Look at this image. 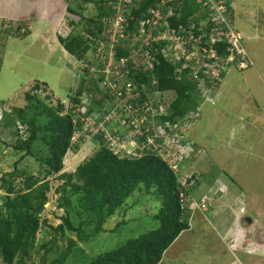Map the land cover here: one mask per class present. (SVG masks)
Here are the masks:
<instances>
[{"label":"rangeland","instance_id":"1","mask_svg":"<svg viewBox=\"0 0 264 264\" xmlns=\"http://www.w3.org/2000/svg\"><path fill=\"white\" fill-rule=\"evenodd\" d=\"M231 5L233 25L245 37L242 48L249 63L230 69L218 90L207 91L205 86L202 87L197 116L183 139V142L190 141L192 147L179 146L182 156L185 154L182 157L185 162L181 170L175 169L182 183L194 174L198 181L192 194V204L188 206L191 210L190 228L177 237L159 264H264V0H231ZM79 7L80 16H85V19L95 14L92 6ZM63 12L64 9L57 15L49 14L45 19L38 20L36 27L43 33L41 36L32 34L29 22L24 25L25 28L29 25L31 34L21 39L16 37L18 28L16 30L15 26L20 24L17 21L12 24L5 22L1 30L0 184L2 175L14 169L27 171L40 178L44 175L38 163L44 156L40 142L31 146L34 157L27 156L25 152L17 154L7 145L25 137L31 115L26 114L21 118L17 111L26 109L28 101L25 94L36 82L46 84L48 98H45V94H39L45 103L53 107L57 101L68 104L67 98L74 85L70 69L76 63L66 56L51 29L55 27L58 14ZM247 64L254 66L240 73L239 70L247 68ZM172 95L174 93L168 92V96ZM147 96L149 105L158 104L159 94L150 93ZM104 104L106 108L113 106L106 100ZM38 120L42 124V119ZM154 139H162L164 145L176 147L179 136L166 134L162 137L158 136L157 131ZM84 141H77L78 149L66 154L62 173H73L77 166L98 150L99 145L88 137ZM134 143L132 140L128 145L111 142L109 147L115 148L118 154L131 155L135 150ZM172 152L163 158L167 160L166 156L171 157ZM181 153L178 151L175 159ZM20 158L21 162L15 166ZM48 180V202L42 218L54 228L64 216L63 210L56 208L59 195L55 194V189L62 181L58 180V175ZM22 181L23 178H17L16 184ZM2 195L0 190V199ZM144 197L141 193L133 194V207L130 208L126 202L124 206L130 209L124 213L120 210L108 218L103 224L105 233L89 242H77L64 264H87L98 254L111 251L126 240L155 229L156 221L150 218L156 214L160 203L157 201L155 205ZM202 197L209 199L206 204L208 209L203 211L197 205ZM72 201L77 203L76 199ZM235 212H244L242 220L235 219ZM71 224L74 227L78 225L73 213ZM93 226L87 220L84 229L91 230ZM238 227L242 230L241 234ZM75 239V235L68 231L60 236L42 228L36 234L34 248L24 264H49L67 248L69 240ZM240 239L242 245L238 244ZM42 245L46 247L41 248ZM49 249L50 252L45 254ZM42 256L45 257L44 263L41 261Z\"/></svg>","mask_w":264,"mask_h":264},{"label":"trees","instance_id":"2","mask_svg":"<svg viewBox=\"0 0 264 264\" xmlns=\"http://www.w3.org/2000/svg\"><path fill=\"white\" fill-rule=\"evenodd\" d=\"M91 1L94 2L99 17L110 14L104 1ZM159 1L142 0L139 3L138 11L133 13V21H129L130 26L133 27L141 20V15ZM178 11V18L169 19L172 29H175V25L180 23L186 27L188 18L199 12L200 7L192 4V1L182 0ZM203 17L200 15L194 19L196 34L200 32L199 28ZM9 23L12 24V21ZM87 23L85 32L96 38L94 28L97 23L91 19ZM16 34V37L21 39L27 37L30 32L29 29H26L25 33L17 32ZM179 35L184 37L182 34ZM59 42L64 50L77 60L87 53L88 45L79 31H72L67 39ZM213 49L222 61L229 56V52L226 50L227 45L225 47L223 44L216 43ZM149 52L154 58V68L152 71L139 75L135 82L146 83L149 86L152 78L155 77L157 85L151 90L157 89L153 91L161 94L156 99L159 106H162L164 114L157 116L154 121L157 125L170 123L181 127L188 115L197 113L200 107L202 93L198 87V80L192 77L190 69L175 73L177 67L170 62L169 57L161 51V48ZM116 53L117 58L126 55V52L120 48H117ZM173 60L176 61L174 58ZM253 66L247 64V68L239 70V72L243 73L252 69ZM87 70L82 69V75L70 70L74 77V85L70 89L66 106L57 101L56 106L53 107L40 99L39 94L41 93L45 94L46 99L48 98V89L45 83L36 82L25 94V99L28 101L26 109L17 111L21 118L26 114L31 115L25 137L11 145L2 142L14 149L17 154L25 152L27 156L34 157L31 146L37 142H40L42 151H44L43 158L37 159L39 166L43 168L42 178L17 169L5 173L1 177L0 190L3 195L0 199V262L2 264H24L25 259L29 257L34 248L36 234L42 228L49 229L54 235L63 236L65 231L75 235V241L69 240L67 248L57 258L49 262V264H64L77 242H89L99 234L105 233L103 224L108 218L120 210L124 213L133 207L135 198L132 199V195L135 193L143 194L144 199L151 203L159 201L156 214L150 218L153 222L156 221L157 224L154 225L156 228L145 231L136 238L126 240L125 243L111 251L98 254L91 258L87 264H159L164 253L177 237L182 232L189 230L190 211L187 207H183L180 195L192 196L198 182L196 175L187 177L182 183L179 181V173L175 172L162 158L152 153L151 148L146 149L147 152L142 151L140 158L137 157L138 149L132 155L118 154L115 148H110L106 144V140L100 133L90 138V141L99 145L92 157L77 166L73 173H62L64 157L68 151L78 149V146L71 142L74 133H80V142L84 141V134L92 135L82 127V121L72 120V111L79 104L82 105L83 94L92 96L95 92L90 87V85H95L94 80L89 77ZM78 75L80 76L78 77ZM205 84L206 89H211V83L206 82ZM218 87L219 85L212 89L216 91ZM166 92H172L174 96L164 95ZM108 100H112V98H108ZM104 102V100L98 104L95 102V106L99 107ZM140 103H142V97ZM63 111H65V115H62ZM39 118L42 119V124L39 123ZM21 120L23 121V119ZM106 128H110V134L114 138L117 136L124 138L127 135L126 129L119 123L107 124ZM189 128L185 132L178 130L168 132L166 130L171 137L178 134L177 144L192 147L190 141L183 142ZM113 130H118V132L114 133ZM143 140L145 142V136ZM160 143L164 145L162 140ZM21 160L22 158L15 166ZM184 162L178 163L179 170ZM55 175H58V180L62 181L55 189V194L59 195L56 199V208L63 210L64 216L61 217V223L53 228L46 219L42 218V214L48 202L47 192L50 183L48 179ZM17 178H23L22 183L16 184ZM72 199H76L77 203L74 204ZM126 202L130 208L124 206ZM70 211L78 219L77 227L71 224L72 213ZM87 220L94 225L91 230L84 229ZM45 247L42 245L41 248ZM50 250H46L45 254ZM41 261L45 262L44 256L41 257Z\"/></svg>","mask_w":264,"mask_h":264},{"label":"built area","instance_id":"3","mask_svg":"<svg viewBox=\"0 0 264 264\" xmlns=\"http://www.w3.org/2000/svg\"><path fill=\"white\" fill-rule=\"evenodd\" d=\"M102 1L106 4L110 14L99 17L95 11L91 19L97 23L94 28L97 32L95 33L96 38L85 32L87 25L84 27V33L80 32L86 40L88 50L79 60L72 57L76 63L72 71L82 75V69H88L89 77L94 80L95 85H90L95 91L94 94L92 96L83 94L82 100L104 97L114 99V103L109 111L102 109L93 118L90 116L82 119L84 112L79 106L72 111L74 115L72 120H82V127L85 131L92 133L90 136L84 134L83 139L88 137L90 140L93 135L102 133L108 146L111 142H123L126 145L130 143L128 136L132 137L130 130L131 127L136 126V120L133 119L130 123L127 120L129 115L136 113L137 110L128 104V101H136L139 98L135 91V81L132 78L153 70L154 58L149 52L151 50L161 48V51L169 57L170 62L177 67L175 73L190 69L192 77L198 81L202 80L199 73L208 74L211 81L218 80L231 59L222 61L216 57L213 49L216 43L227 45L226 50L230 56L240 61L239 65L249 63L248 56L242 48L243 37L233 26L231 0H189L200 7V14L204 16L197 36H195V25L192 22H189L186 27L181 23L175 25V29L170 27L169 19L179 17L178 9L182 0H160L154 7L142 14L141 20L133 27L130 26L129 21H133V13L138 11L142 0ZM72 31L67 24H62L56 34L64 40ZM117 48L124 50L126 55L117 58ZM196 116V113H190L179 131L185 132ZM149 122L146 119V123ZM110 123H119L126 129L127 138L126 136L124 138L111 136L110 128H106V125ZM166 129L171 132L177 130V127L169 124L155 127L153 124L150 129L146 126L145 133L149 134L146 139L147 144L160 148L161 146L155 143L154 137L157 131L158 136L166 135ZM113 131L118 132V130ZM151 131L154 133L153 136L150 135ZM80 137V133L75 132L72 143L80 142Z\"/></svg>","mask_w":264,"mask_h":264},{"label":"clouds","instance_id":"4","mask_svg":"<svg viewBox=\"0 0 264 264\" xmlns=\"http://www.w3.org/2000/svg\"><path fill=\"white\" fill-rule=\"evenodd\" d=\"M85 3V5H83ZM182 3V2H181ZM192 4H195L193 1H192ZM79 5H82V6H86V5H89V6H92L93 7V9L96 11V9H95V6H94V2H92L91 0H66V6H65V8H64V12H63V14H62V16H61V19H60V21H59V23L57 24V26H56V28H54L53 29V34L55 35V37L57 38V41L59 42L60 40H63V39H61L60 37H58L57 36V34H56V31H57V29H59V27H61V25L62 24H67L69 27H71L72 28V30L73 31H79V32H81V33H84V27L86 26V25H88V20H90L91 18L90 17H88L87 19H85V16H80V12H79ZM200 12H201V10L199 11V12H197L194 16H190L189 18H188V20H187V22H186V24H189V22H192V24H194L195 25V18H197L198 16H200L201 14H200ZM231 14H232V11H231ZM233 15V14H232ZM83 19V20H82ZM232 19V18H231ZM92 20V19H91ZM73 22V23H72ZM233 22V21H232ZM28 24V23H27ZM30 24V23H29ZM21 26V27H20ZM22 26H24V27H22ZM82 26V27H81ZM234 26V25H233ZM16 28V30H17V28H18V30L16 31V33L17 32H20V33H25L26 32V29H29V32H30V34H31V29H32V27H31V29H30V27H29V25L27 26L26 25V28H25V25H24V22H23V24L22 23H20V24H17L16 26H15ZM235 28V27H234ZM235 30L239 33V34H241L242 35V37L244 36L242 33H240V31H238L236 28H235ZM94 33H97L96 31H94ZM29 34V35H30ZM71 35V34H70ZM69 35V36H70ZM197 35V34H196ZM95 36H97L96 34H95ZM67 39V38H66ZM245 37H243V42H244V45H245ZM59 44H60V42H59ZM220 44H223V43H220ZM223 45H225V44H223ZM60 46H61V44H60ZM62 47V46H61ZM225 47H226V45H225ZM63 48V47H62ZM62 50H64V48L62 49ZM64 52L66 53V56L67 57H70V59H72L73 60V56H71V55H69L65 50H64ZM215 52V51H214ZM216 53V52H215ZM216 57L218 58V55H217V53H216ZM231 58V59H230ZM219 59V58H218ZM228 59H230L229 60V63H228V65L225 67V69L222 71V74H221V76L219 77V79L218 80H212L211 81V77L208 75V74H201L200 73V78H202V80H199L198 81V87L201 89V93H202V91H203V89H202V87L203 86H205L206 87V82H209V83H211V89L209 88V89H207V91H214L213 89H212V85H213V87H216V86H218L219 85V87L221 86V83H222V81H223V79L225 78V75H226V73L230 70V69H233L234 67H238V66H240L239 65V63H240V61L236 58V57H233V56H227V58L225 59V60H223V61H226V60H228ZM236 61H237V63H236ZM71 71H72V69H70ZM241 70V69H240ZM224 75V76H223ZM223 76V77H222ZM137 77L138 76H134L132 79L135 81V79H137ZM154 83V85H152ZM157 85V83H156V78L154 77V78H152V80H151V82H150V85L148 86V84H138L137 82H135V87H136V89H135V91H136V93L138 94V96H139V98L136 100V101H128V104H131L132 105V107H135V109L137 110V112L136 113H133V114H131V115H129V117H128V120H127V122L128 123H130V121L131 120H133L134 119V121L136 120V126L135 127H131V130H130V133H132V137H130V136H128L129 137V139L130 140H132V141H134L135 143V150L136 149H138L139 150V154H138V158H140V157H142V151H145V152H147L146 151V149H150V151L152 152V153H154V154H156L157 156H159L160 158H162L164 161H166L168 164H169V166L175 171V169L176 168H178L177 167V162H183V160H182V157L185 155H183L182 156V149L180 148L179 149V146H181V145H179V144H177L178 146H176V147H172V145H169V146H166V145H162L161 143H160V140H162V139H160V140H155V143L157 144V145H160L161 147L160 148H155L154 146H152V145H148L147 144V142H146V139H147V137L149 136V134L148 133H145V129H146V125H148L147 127L148 128H150V127H152V125L154 124V126L155 127H160V126H163L164 124H169V125H171L170 123H161L160 125H157L156 124V122L154 121L155 120V118L157 117V116H161V114H164V110H163V108H162V106H159L160 104L158 103H155L154 105H149V102H150V99H148V96H147V94H159V95H161L160 93H157V91H153V90H157V89H153V90H151L152 89V87H154V86H156ZM219 87L217 88V90L219 89ZM206 90V89H205ZM163 94V93H162ZM166 94H168L167 92L164 94V95H166ZM141 97H142V103H140V100H141ZM124 98V97H123ZM125 99V98H124ZM102 100H106L109 104H113L114 103V99H112V100H108V98H101V99H92L91 101L90 100H81V102H82V105H78L80 108H81V110L84 112V114L82 113V116H83V118L82 119H85V118H87V117H90V116H92V118H93V116H96L97 114H99L100 112H101V110L104 108V110L105 109H107V111H109L110 110V108H106V106H105V104L104 103H102V105L100 104V106L99 107H96L95 106V102L98 104L99 102H101ZM95 101V102H94ZM94 102V103H93ZM93 103V104H92ZM66 106V105H65ZM101 107H103L102 109H100ZM151 109H155V111H151ZM81 114V113H80ZM62 115H65V114H62ZM74 116V115H73ZM126 118H127V116H126ZM72 119H73V117H72ZM146 119H148L150 122L149 123H146ZM195 120V119H194ZM193 120V121H194ZM82 121V120H81ZM176 125V124H175ZM175 125H172V126H175ZM192 124H190V126H191ZM189 126V127H190ZM177 127V126H176ZM144 129V130H143ZM151 129V128H150ZM177 130L179 131L180 130V127H177ZM180 132V131H179ZM150 135H154V133H153V131H151V134ZM144 136H145V142H144V140H143V138H144ZM163 137V136H162ZM143 140V141H142ZM129 141V140H128ZM142 141V142H141ZM71 142H72V140H71ZM130 142V141H129ZM72 144H74V145H76V144H79V143H72ZM111 148V147H110ZM134 150V151H135ZM170 151H173L172 153H171V157H169V156H166V159L167 160H165L164 158H163V156L164 155H166L168 152H170ZM179 151V153H181V155L177 158V159H175V157H177V152ZM69 152V151H68ZM134 153V152H133ZM127 154V153H126ZM127 155H129V154H127ZM132 155V154H131ZM179 159V160H178ZM176 172V171H175ZM180 177V176H179ZM188 198H190L189 200H188ZM180 199H181V202H182V204H183V207H187L188 208V210L189 211H191L190 209H189V205H191L192 204V202H191V200H192V196L190 197V196H185L184 194H181L180 195ZM208 198H205V197H202V200L199 202V203H197V205H198V207L203 211V210H207L208 208L206 207V204L208 203ZM240 215H241V217H238L237 219L238 220H242V218H243V214H244V212H241V213H239ZM235 221V220H234ZM190 228V227H189ZM238 229H239V227H238ZM240 230V229H239ZM235 234V233H234ZM230 241V240H229ZM239 245L241 244H243V242L241 241V242H239L238 243Z\"/></svg>","mask_w":264,"mask_h":264},{"label":"crops","instance_id":"5","mask_svg":"<svg viewBox=\"0 0 264 264\" xmlns=\"http://www.w3.org/2000/svg\"><path fill=\"white\" fill-rule=\"evenodd\" d=\"M43 6L46 8L43 9ZM65 6V0H0V35L2 34L1 30L3 25H5V22L17 21L22 24L23 22L24 24L29 22L32 26V34L35 37L41 36L43 33L40 31L39 27H36L38 20L45 19L49 14L57 15V13H60ZM40 7L41 9H39ZM62 14L63 13L58 14L57 21L55 22L56 24L53 22L55 27L50 26L52 31L59 23ZM234 217L237 219L240 217V214L235 212ZM238 232L241 234L242 230H239ZM241 241L242 240L240 239L238 242Z\"/></svg>","mask_w":264,"mask_h":264}]
</instances>
